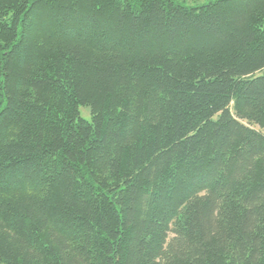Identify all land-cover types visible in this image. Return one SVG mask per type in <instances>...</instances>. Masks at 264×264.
I'll return each mask as SVG.
<instances>
[{"label":"trees","instance_id":"1","mask_svg":"<svg viewBox=\"0 0 264 264\" xmlns=\"http://www.w3.org/2000/svg\"><path fill=\"white\" fill-rule=\"evenodd\" d=\"M0 264H264V0H0Z\"/></svg>","mask_w":264,"mask_h":264},{"label":"rangeland","instance_id":"2","mask_svg":"<svg viewBox=\"0 0 264 264\" xmlns=\"http://www.w3.org/2000/svg\"><path fill=\"white\" fill-rule=\"evenodd\" d=\"M177 1L178 3L180 2L183 5L190 7V6H200L203 3L209 2L211 0H177ZM80 112L84 118L89 119V112L86 108L80 107Z\"/></svg>","mask_w":264,"mask_h":264}]
</instances>
